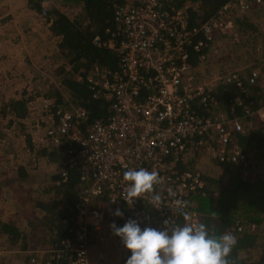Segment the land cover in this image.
I'll return each instance as SVG.
<instances>
[{"label": "trees", "instance_id": "obj_1", "mask_svg": "<svg viewBox=\"0 0 264 264\" xmlns=\"http://www.w3.org/2000/svg\"><path fill=\"white\" fill-rule=\"evenodd\" d=\"M26 1L54 36L59 60L55 69L50 71L51 75L50 72L38 75V91L33 90L34 95L33 88H23L21 91L17 88L18 94L9 96L2 93L0 85V123L7 121L4 127L0 124V143L8 138L5 130L18 125L26 127L24 120L34 118L29 111L35 98L50 101L47 107L53 111L50 113L56 114L53 119L50 118L46 129L56 131L60 126V114L56 112L59 109L71 110L75 106L86 109L88 118L83 122L84 129L95 120H106L110 115V104L103 96H95V89H102V74L112 76L121 70L120 50L124 36L119 28L116 8L123 0ZM238 2L173 0L177 7L187 5L190 29L213 21L221 16L227 3L232 5L228 11L233 12L237 32L242 38L259 40L260 44L246 63L236 60L235 67H222L219 64L217 76H220L204 83L206 101L198 98L192 103L198 115L223 116L228 127L234 122L241 125V130L230 128L233 142L230 141L228 146L237 145L247 159L245 163H238L214 158L210 159V167L198 145L201 137L194 138L189 146L194 148L195 153L186 161H176V167L199 172L204 185L190 193L188 206L180 209L171 223L173 226L204 223L215 235L230 232L237 242L226 258L228 264H264V122L258 121V113L264 108V84L260 83L258 75V72L264 74V0H254V5L250 4L245 10L240 8ZM233 33H230L232 37ZM96 36H99V43L95 42ZM190 38L191 44L187 43L186 48L193 70L212 62L210 53L218 40L220 43L221 39L225 42L231 39L220 34L214 36L213 43L201 31ZM199 41H204V47L196 50L194 44ZM253 72H257V77L251 80ZM98 79L99 84L96 83L95 87ZM146 94L143 91L142 97ZM40 115H35L38 118L36 124L45 125L44 121L39 122ZM47 138L50 144L41 148L31 144V136L28 140L31 151L46 157L48 163L55 166L43 181L46 188L30 187L32 178L29 164H26L29 161L25 163L18 156L7 170L0 173V196L8 195L13 201V204H3V209L0 204V250L6 251L0 255V264L4 259L16 258L14 253L26 264H71L66 255L52 258L51 251L59 250L63 240L73 237L77 204L86 183L80 179L82 167L78 160H72L75 154H70L72 148L67 136L61 135L58 142H54L50 136ZM207 143L214 144V136H207L203 144ZM175 157V153L168 156L166 164L175 161ZM91 204V207L103 210L108 203L106 199L96 196ZM139 208L144 209V213L141 210L132 212L116 224L119 226L126 219L135 218L142 227L164 226L162 221L166 217L159 210L142 202ZM181 211L186 217L180 214ZM92 228L90 226V230ZM112 236L115 244H111L108 255L120 251L122 257L119 264H124L129 250L124 248L117 236ZM92 240L91 233L88 244H95ZM40 247L47 254H41L38 262H31L34 251L40 250Z\"/></svg>", "mask_w": 264, "mask_h": 264}, {"label": "built area", "instance_id": "obj_2", "mask_svg": "<svg viewBox=\"0 0 264 264\" xmlns=\"http://www.w3.org/2000/svg\"><path fill=\"white\" fill-rule=\"evenodd\" d=\"M252 1L239 0L238 4L245 10ZM231 8L227 3L220 17L190 29L187 5L177 7L173 0H123L117 6L116 16L124 36L121 70L112 76L102 74V89H95V96H103L109 102L110 115L84 129L83 122L88 118L84 107L59 109L56 113L60 114V126L56 131L46 129V135L54 142L61 135L70 140V154H75L72 160H78L82 167L80 179L86 183L77 204L73 237L63 240L59 250L52 249V258L66 255L71 264H98L100 253L98 258L88 257L87 240L93 228L104 226V233L111 234L113 221L116 223L132 212L144 213L139 208L140 202L159 210L172 227L178 213L176 202H180V209L187 207L190 193L204 185L199 172L176 167V161H186L195 153L189 146L194 138L201 137L198 145L202 146L207 136H214L215 143L206 145L211 156L245 163L246 154L235 144L228 146L233 142L230 128L241 130V125L234 122L228 127L223 116H201L193 109L196 99H207L206 82L194 75L186 48L187 43L191 44L190 36L199 31L213 43L214 36L231 33L235 28L234 16L228 11ZM95 42L99 43V36ZM203 47L204 41L194 44L196 50ZM212 76L215 79L220 74ZM256 77L257 73L253 72L251 80ZM96 83L99 84V79L95 87ZM143 91L147 92L145 97ZM172 153L176 154L175 161L166 164ZM141 167L158 174L159 180L153 185V192L161 196L158 206L150 203V193L141 194V198L129 205L121 197L126 183L123 172ZM96 196L107 200L103 210L90 206ZM117 208L123 217L113 215ZM90 226H93L91 230ZM46 252L35 250L31 262H38Z\"/></svg>", "mask_w": 264, "mask_h": 264}, {"label": "rangeland", "instance_id": "obj_3", "mask_svg": "<svg viewBox=\"0 0 264 264\" xmlns=\"http://www.w3.org/2000/svg\"><path fill=\"white\" fill-rule=\"evenodd\" d=\"M252 5H254V0ZM237 31L236 26L232 31V33L234 32L233 37L230 33H224V37L227 36L231 39L228 42L221 39L220 43L218 40L210 53L212 62L202 64L199 70H193L198 80L208 82L214 79L212 75L219 72V64L222 67L233 65L235 67L236 60L246 63L248 59L253 57L260 41L242 38ZM54 42L55 38L51 35L46 24L29 8L26 0H0V85L3 88L2 93L9 96H12L13 93L17 95L18 91L23 88L27 90L33 88L32 94H35L33 90H36L37 93L40 80L38 75L54 70L59 60ZM49 74L51 75V72ZM258 75L261 79L260 83L264 84V74L260 75L258 72ZM50 103V101L35 98L30 104L29 111L34 118L31 121L24 120L26 127L18 125L5 130L8 138L0 143V173L8 169L16 156L25 163L29 161L26 164H29L30 178H32L31 188L39 186L43 188L45 186L43 181L47 179L48 171L55 167L48 163L46 157L31 151V147L28 145L29 136H31L33 146L41 148L50 144L46 135V127L50 124V118L53 119L47 107ZM36 114H41L39 122L44 121L45 125L36 124L38 119ZM258 116V121L264 122V108L259 111ZM5 123H7L6 120L0 124L4 127ZM200 147L205 162L208 161L211 167L210 159L212 158L209 150H207L206 145ZM0 204H2L1 208L3 209V204H13V201L8 195L1 194ZM91 233L92 241L95 244L89 246L88 257L98 258L97 254L100 253L102 258L99 257L98 264H119L122 257L120 251H114L112 255H108L111 246L115 244L113 234L104 233V226L93 228ZM5 252V250H0V255L5 254ZM14 255L16 258L4 259L3 264H26L17 254L14 253ZM104 256L107 258L105 257V259ZM91 258L90 260H92Z\"/></svg>", "mask_w": 264, "mask_h": 264}, {"label": "clouds", "instance_id": "obj_4", "mask_svg": "<svg viewBox=\"0 0 264 264\" xmlns=\"http://www.w3.org/2000/svg\"><path fill=\"white\" fill-rule=\"evenodd\" d=\"M211 158L214 159L213 156ZM158 180L155 171L150 172L143 167L129 168L123 172V181L126 183L121 197L129 205L138 197L141 198V194L150 193V203L158 206L161 196L153 192V185ZM176 203L180 211V202ZM180 214L186 217L182 211ZM113 215L123 217V212L117 208ZM162 224L164 226L160 228L142 227L135 218H128L119 226L115 221L110 224L112 234L129 250L124 264H228L226 258L237 242L234 234H212L204 223L168 227L165 220Z\"/></svg>", "mask_w": 264, "mask_h": 264}, {"label": "crops", "instance_id": "obj_5", "mask_svg": "<svg viewBox=\"0 0 264 264\" xmlns=\"http://www.w3.org/2000/svg\"><path fill=\"white\" fill-rule=\"evenodd\" d=\"M92 202H94V200H93ZM39 249H43V247H40ZM21 259H22V258H21ZM22 262H24V261L22 260Z\"/></svg>", "mask_w": 264, "mask_h": 264}]
</instances>
